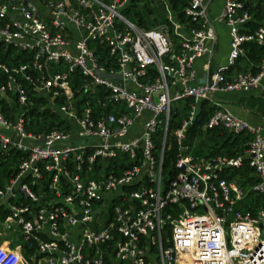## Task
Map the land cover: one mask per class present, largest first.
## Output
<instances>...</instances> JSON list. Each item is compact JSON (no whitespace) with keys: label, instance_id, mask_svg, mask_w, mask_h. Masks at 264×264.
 I'll list each match as a JSON object with an SVG mask.
<instances>
[{"label":"built area","instance_id":"1","mask_svg":"<svg viewBox=\"0 0 264 264\" xmlns=\"http://www.w3.org/2000/svg\"><path fill=\"white\" fill-rule=\"evenodd\" d=\"M135 1L0 0V158L11 164L0 214L24 242L0 264H264V208L236 207L264 196V132L217 97L256 91L264 102V53L254 63L245 47L264 48V20L251 29L242 0H224L215 18L212 0H149L163 17L145 28L122 13ZM214 21L229 52L212 69ZM241 59L251 68L237 70ZM203 100L213 110L202 130L245 136L243 155L195 154L187 131ZM31 109L58 126L34 128ZM244 162L256 178L246 190L220 176Z\"/></svg>","mask_w":264,"mask_h":264},{"label":"trees","instance_id":"2","mask_svg":"<svg viewBox=\"0 0 264 264\" xmlns=\"http://www.w3.org/2000/svg\"><path fill=\"white\" fill-rule=\"evenodd\" d=\"M242 1H244L246 6H248L253 11V14L256 18L255 21L247 24L248 26H250L251 29H253V28H255V26L258 24L259 21L264 20V9L260 3L261 0L258 2L256 8L252 5L251 0H242ZM173 3L175 6L177 5V3H180L183 5V3H185V0H173ZM147 11L150 13L149 8H147ZM180 16H182V15L180 14ZM154 21H155V19H153L151 22H147V20L141 16L139 18L137 24L140 26H143L145 28H149L155 24ZM245 47H246L248 59L254 63L259 61L261 55L264 53V48L258 46L255 43L246 44ZM241 61H242V59H241ZM235 68L237 70H246V67L239 65L238 62L236 63ZM184 103H185L184 105H186V102H184ZM212 110H213V107L210 106L206 100H203L200 103V114H199L200 118L197 122H194L188 128L187 141L190 144L194 145L196 155H200L203 152H205V155L208 157H215L217 155H222V154H226L229 156L236 155L237 152H233L231 150V148L235 144H237V139L243 135H234V134L228 132L227 130H225L224 128L216 127V128L207 130V132H206L207 136L204 138H201V134L204 132L202 130V125H203L205 119L207 118V116L209 115V113L212 112ZM28 115H37V116L54 115L55 117H57L56 114L50 113L48 111L35 112L34 109H31L28 112ZM182 116H183L182 112H178L177 110H175L172 114L170 131H169V138H168L169 149L165 152L164 161H163V174L165 175L166 178H169L175 172L174 162H175V158H176V146L174 143L173 132L180 125ZM44 119H45V121L43 122V124H45V125L48 124L49 127L58 126V124L52 120H50V123H46V121L49 120V118L46 117ZM37 123H38V119H37ZM39 125H40V123L37 124V127H38L37 129L40 130L41 128H39ZM232 138H234L235 140L233 139L234 141L229 144L228 141L232 140ZM246 139L247 138L245 137V140ZM243 164L247 165L246 162H244ZM241 168L239 170L238 169L234 170L232 175H229L228 172L226 170H224L221 172L220 176L222 178L229 180L235 174L241 173L242 172ZM247 168L248 169L246 170V172L249 170H252L248 165H247ZM246 172H243L242 174L244 176H246ZM1 254H3L2 249H1ZM3 258H7V257L3 256Z\"/></svg>","mask_w":264,"mask_h":264},{"label":"crops","instance_id":"3","mask_svg":"<svg viewBox=\"0 0 264 264\" xmlns=\"http://www.w3.org/2000/svg\"><path fill=\"white\" fill-rule=\"evenodd\" d=\"M215 0H212L211 5L209 7V12L212 18H215L221 11L224 1L220 5L214 4ZM214 25L218 34V47H217V53L214 57V62L212 65V69L215 68L218 64H224L227 59V55L229 52V35H228V29L223 23H219L214 21ZM221 36H224V45L220 46V38ZM239 65L245 66L246 69L251 68V63L248 59H242V61L238 62ZM197 67L200 65V61L196 63ZM217 97L222 100L224 103L229 106V108L239 117L247 120L248 122L259 125L262 127L264 132V102L262 101L260 95L256 91H250V92H230V93H220L217 95ZM228 141L229 144L232 143L234 140ZM247 148V139L245 140V136H241L237 139V144H235L231 150L233 152H237L236 155H243ZM232 155V156H236ZM242 167V168H241ZM242 170L241 173L235 174L233 177H231L229 180L237 184L239 187L243 189H248L249 186L255 182V174L252 170H249L246 172L247 165L243 164L242 166L238 168H231L226 169L229 175H232L233 171L236 169ZM246 172V176H244L242 173ZM236 207L239 209H248V210H258L260 208H264V196L255 194V193H248L246 197L239 201L236 204ZM18 231V245H21L19 241V237L21 238V234L19 229L12 228V232L9 235V237L4 238L2 241L0 239V244H5L6 247L11 248L12 245L15 242V239H13V234ZM2 235V233H0ZM24 251L27 253L24 255ZM22 255L28 260L30 257V254L28 251L23 250ZM23 262V261H22ZM20 262L19 264H21ZM25 263V262H24Z\"/></svg>","mask_w":264,"mask_h":264},{"label":"rangeland","instance_id":"4","mask_svg":"<svg viewBox=\"0 0 264 264\" xmlns=\"http://www.w3.org/2000/svg\"><path fill=\"white\" fill-rule=\"evenodd\" d=\"M224 0H215L214 4L215 5H220ZM252 1V5L256 8L257 4L260 0H251ZM261 5L263 6L264 9V0L260 1ZM147 8L150 9H154V5L149 1V0H137L135 1L127 10L123 11V15L129 19L130 21L134 22V23H138L139 18L142 16L143 18L147 19L148 21H152L153 19H155V17H158L159 19H162L163 14L161 11L159 10H155L153 13H149L147 11ZM224 36H221L220 38V46L222 47L224 45ZM85 94H81V97H83ZM27 107L26 106H19L18 107V112H25ZM174 108H177L179 111L181 110V103H177L174 105ZM41 109V108H40ZM49 118V120H53L56 121V119H59L60 117L57 115V117H55L54 115H49V116H34L33 117V124H34V128L37 127V124L40 122L41 124H43V122L45 121L44 118ZM37 119H38V123H37ZM207 131L204 130V132L201 134V138H204L207 136ZM74 143L78 144L79 140L75 141ZM120 162H124L126 163L127 161L124 160V158H120ZM10 163L9 162H4L1 158H0V175L7 174V172L10 169ZM6 224H3V216L2 214H0V233H2V235H0V239L1 241L4 238H8L9 235L11 234L10 232H12V228L14 226H10L9 228H5ZM13 239H15L14 244L12 245L15 246L16 244H18V231L16 233L13 234ZM19 241L20 243L24 244L22 238L19 237ZM2 246V255L4 257H7L8 259H12L11 255H10V251H8L6 249L5 244H1L0 247ZM27 254L24 251V255ZM21 264H25L24 262H22Z\"/></svg>","mask_w":264,"mask_h":264},{"label":"bare ground","instance_id":"5","mask_svg":"<svg viewBox=\"0 0 264 264\" xmlns=\"http://www.w3.org/2000/svg\"><path fill=\"white\" fill-rule=\"evenodd\" d=\"M1 248H2V246L0 247V257H2V258H3V255L1 254Z\"/></svg>","mask_w":264,"mask_h":264}]
</instances>
